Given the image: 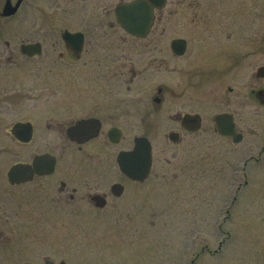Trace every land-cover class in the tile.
Masks as SVG:
<instances>
[{
  "label": "flooded vegetation",
  "instance_id": "obj_1",
  "mask_svg": "<svg viewBox=\"0 0 264 264\" xmlns=\"http://www.w3.org/2000/svg\"><path fill=\"white\" fill-rule=\"evenodd\" d=\"M131 1L0 0V264H110L100 255L118 246L121 261L111 264H127L126 258L140 256V239L129 241L124 250L114 241L110 245L109 231L127 240L140 231H173L175 225L189 256L186 264H204L205 253L215 256L223 244L217 238L212 252L204 243L205 228L220 236L234 225L236 178L221 192L219 182L207 180L203 152L206 136H213L225 140L233 154L237 143L216 130L215 115L229 113L243 140L234 111H216L211 126H205L198 109L170 111L168 133H175V139L167 137L160 174L151 142L145 176L128 175L118 155L132 149L141 134L138 83L143 71L156 66L157 40L168 39V57L159 63L167 66L193 43L188 31L172 35L174 22L184 28L187 23L225 28L236 22L243 6L237 9L236 0H146L151 23L141 36L126 30L116 14L117 6ZM255 3L259 31L246 25L237 37L212 31L197 35L202 58L186 70L184 88H177L180 95L202 98L206 84L218 86L214 76L220 54L237 46L231 36L239 39L237 62L259 50V66L264 67V0ZM178 38L185 41L181 54L172 49ZM245 86L242 101L254 98L264 115V85L254 89L247 80ZM45 87L51 93L45 94ZM170 93L167 85H157L151 100L160 108ZM130 117L138 120L128 147ZM152 129L147 126L145 133ZM245 155L244 167L264 165V132L255 134ZM253 175L244 180L249 220L264 228V173L257 180ZM206 194L229 200L205 214Z\"/></svg>",
  "mask_w": 264,
  "mask_h": 264
},
{
  "label": "rangeland",
  "instance_id": "obj_2",
  "mask_svg": "<svg viewBox=\"0 0 264 264\" xmlns=\"http://www.w3.org/2000/svg\"><path fill=\"white\" fill-rule=\"evenodd\" d=\"M237 9L240 5L243 6V11L240 13L237 11V20L229 27L219 26L217 28H207V24H198L196 28L195 24L187 23V28H184V23L174 22L172 28V35L179 34L180 32H187V35L191 38L192 44L187 50L186 54L180 58H174L171 62H168L166 66L164 63L159 65L160 59L168 57L166 50V42L168 39L157 40L155 47V55L157 57L156 66L148 70L143 71L139 80V103H140V133L139 135H146L152 146L154 160L157 163V173L160 172V168L164 171V159L167 157V134L172 128V119L169 114L174 109L189 110L198 109L204 115L205 126L212 125V117L216 111L221 109H230L236 113V119L239 128L245 134V137L241 142L237 143L234 147V152L231 154L229 146L225 140L217 139L213 136H206L205 145L203 146L204 160H205V175L207 180H216L220 183V190L228 191L230 186V180L236 178V190H239L237 198V204L234 208L236 212V219L233 222L232 229L228 232H222L220 236L218 234L213 235V231L208 229L204 230V243L212 251L217 238L223 239L219 254L211 256L207 252L204 256V264H264V228L255 227L250 224L249 211L250 207L247 204L248 199L246 196L247 186L244 184L246 176L253 175V178H257L264 173V165L258 164L256 166L244 167V160L246 158V150L249 143L254 138L255 134L264 132V115L261 113L262 108L256 106L255 99H251V103H244L242 97L246 92L245 83L247 80L251 82L254 89L260 88L264 85V78L256 76L257 68L262 64V56L260 51H254L251 56L242 58L238 61V40L237 37L242 31L240 27L250 25L251 30L259 31L261 25L260 13L255 10V0H236ZM252 5V7H251ZM258 5V4H257ZM180 14V9H179ZM245 22V23H244ZM212 31L217 35L223 36L227 32H231L233 36L230 37L231 41L235 40L237 46L226 53L220 54V61L215 71V76L218 86L205 85L204 97L190 96L189 93L180 95L177 92V88L185 85L186 70L196 66L198 49L200 45L196 41L197 35L205 32ZM208 35V34H207ZM206 36V35H205ZM143 47L141 42L138 45ZM243 50V49H241ZM167 85L168 90L171 92L165 96V101L158 108L153 104L151 100L152 90L157 85ZM228 87H231L233 91L230 93L227 91ZM51 87H45V94L49 92ZM175 91V92H174ZM155 93V92H154ZM127 94V93H126ZM130 95L133 92L129 93ZM258 111V112H256ZM138 120L136 117H130L126 119V139L125 146H130L132 138L135 135L133 126L134 122ZM153 126V129L149 134H146V127ZM137 134V132H136ZM257 136L256 139H258ZM129 140L130 143H129ZM259 142V141H258ZM218 154V155H217ZM232 155H235L236 165L231 166L229 162ZM159 170V171H158ZM164 173V172H162ZM256 176V177H254ZM257 180V179H256ZM210 184V183H209ZM255 199V198H254ZM228 198L223 197L215 198L213 195H205L204 209L205 214L214 208L218 209L225 205ZM206 221V220H205ZM178 229V225H175ZM174 229L173 231L156 230V231H140L139 236L136 238L130 237V239L123 240L118 231H109V241H114L115 244L123 246L126 250L129 245V241L132 243L139 240L140 252L135 259H128L124 262L127 264H186L189 256L184 252L182 232ZM224 233V234H223ZM229 233V234H228ZM228 234V235H227ZM108 245V247H110ZM191 243V247H192ZM108 248L106 256L100 255V259L107 263H114L120 260V254L122 249L120 246L111 249ZM213 252V251H212Z\"/></svg>",
  "mask_w": 264,
  "mask_h": 264
},
{
  "label": "water",
  "instance_id": "obj_3",
  "mask_svg": "<svg viewBox=\"0 0 264 264\" xmlns=\"http://www.w3.org/2000/svg\"><path fill=\"white\" fill-rule=\"evenodd\" d=\"M116 14L122 26L135 35H145L151 23V6L146 0H135L120 4L116 7ZM172 49L178 54L185 50L184 39H174ZM264 75V67H259L257 76ZM192 120L197 125V117ZM216 129L222 135H230L235 142L240 141L241 134L236 131L231 115L220 113L215 116ZM195 127L193 126V129ZM170 137L175 139V133ZM121 168L130 176L142 177L148 174L151 163V148L148 138L138 136L134 139L131 150L121 151L118 155ZM35 264V263H28Z\"/></svg>",
  "mask_w": 264,
  "mask_h": 264
}]
</instances>
